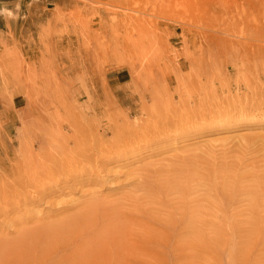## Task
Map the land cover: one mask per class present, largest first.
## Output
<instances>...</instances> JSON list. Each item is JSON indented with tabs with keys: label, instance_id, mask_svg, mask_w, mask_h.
<instances>
[{
	"label": "rangeland",
	"instance_id": "obj_1",
	"mask_svg": "<svg viewBox=\"0 0 264 264\" xmlns=\"http://www.w3.org/2000/svg\"><path fill=\"white\" fill-rule=\"evenodd\" d=\"M0 182L2 264L111 224L158 264H264V0H0Z\"/></svg>",
	"mask_w": 264,
	"mask_h": 264
},
{
	"label": "bare ground",
	"instance_id": "obj_2",
	"mask_svg": "<svg viewBox=\"0 0 264 264\" xmlns=\"http://www.w3.org/2000/svg\"><path fill=\"white\" fill-rule=\"evenodd\" d=\"M84 143V142H83ZM29 147H30V145H29ZM19 150V149H18ZM33 151V150H32ZM113 152H115V151H113ZM119 155V154H118ZM32 156V155H31ZM30 157V156H29ZM36 157V156H35ZM38 157V156H37ZM110 157H111V155H110ZM114 157V156H113ZM43 158V157H42ZM48 158H49V156H48ZM66 158V157H65ZM108 158V157H107ZM85 159V161H86V158H84ZM49 160V159H48ZM22 161V160H21ZM31 161V160H30ZM44 161V160H43ZM25 162V161H24ZM32 162V161H31ZM41 162V161H40ZM48 163V162H47ZM87 164H88V162H86ZM41 164V163H40ZM43 164V163H42ZM73 164V163H72ZM104 164V163H103ZM15 165V164H14ZM23 165V164H22ZM35 165V164H34ZM33 167V166H32ZM41 167V166H40ZM39 167V168H40ZM11 168V167H10ZM39 168H37L38 170H39ZM48 168V167H47ZM70 168V167H69ZM74 168V167H73ZM24 169V168H23ZM31 169H33V168H31ZM31 169L29 170V171H31ZM35 169V168H34ZM42 169V168H41ZM68 169V168H67ZM36 170V169H35ZM37 171V170H36ZM63 172V171H62ZM20 173H22L21 171H20ZM34 174V173H33ZM25 175H26V173H25ZM54 175V174H53ZM66 175V174H65ZM70 177V176H69ZM214 177V176H213ZM22 178H24V177H22ZM26 178V177H25ZM23 180V179H22ZM66 180V179H65ZM141 180V179H140ZM169 180V179H168ZM192 180V179H191ZM26 181V180H25ZM19 182V181H18ZM27 182H28V180H27ZM70 182V181H69ZM174 183L173 184H171L172 183V181H171V185H169V183L168 184H166V185H169L168 187H170V189H171V186H173V187H175V185H177L178 186V183L177 182H175V181H173ZM192 182V181H191ZM206 182V181H205ZM164 183V182H163ZM0 184H3V183H1L0 182ZM16 184H18V183H15V185ZM21 184L22 183H20V185L19 186H21ZM38 184V183H37ZM28 185H29V183H28ZM52 185V184H51ZM204 185V184H203ZM11 186V185H10ZM19 186H18V188H19ZM45 186V185H44ZM147 186V185H146ZM1 187H3V185H1ZM0 187V188H1ZM5 187V186H4ZM11 187H13V186H11ZM26 187V186H25ZM49 187V186H48ZM156 187H158V186H156ZM161 187H163V186H161ZM168 187H167V190H168ZM186 187H188V186H186ZM9 188V187H8ZM36 188V187H35ZM160 188V187H159ZM4 189V188H3ZM6 189H7V186H6ZM14 189V188H13ZM16 189V188H15ZM20 189H21V187H20ZM22 189H23V185H22ZM175 189V192H180V189L178 188V187H176V188H174ZM182 189V188H181ZM186 189H189V188H186ZM17 190V189H16ZM16 190H15V192H16ZM33 190H34V188H33ZM163 190V189H162ZM173 190V189H172ZM0 191H1V189H0ZM3 191V190H2ZM7 191H8V193H9V189H7ZM18 191V190H17ZM153 192L152 190H148V192ZM182 191V190H181ZM15 192H12L11 191V193L13 194V193H15ZM149 192V193H150ZM187 192V191H186ZM186 192H184V193H186ZM4 193H5V191H4ZM7 193V192H6ZM42 193V192H41ZM158 193V192H157ZM169 193V192H168ZM19 194V193H18ZM17 194V195H18ZM154 194V193H153ZM160 194V193H159ZM162 194V193H161ZM165 194V193H164ZM9 195V194H8ZM138 195V194H137ZM167 195V194H166ZM170 195V193L168 194V196ZM175 195V194H174ZM2 196V195H1ZM6 196V195H5ZM159 196V195H158ZM165 196V195H164ZM167 196V197H168ZM8 197V196H7ZM18 197V196H17ZM16 197V198H17ZM151 197V196H150ZM178 197V196H177ZM1 198H3V197H1ZM22 198V197H21ZM169 198V197H168ZM10 199V198H9ZM12 199V198H11ZM137 199V198H136ZM160 199V198H159ZM166 199V198H165ZM7 200V199H6ZM21 200H23V199H21ZM20 200V201H21ZM148 200V199H147ZM151 200V199H150ZM153 200V199H152ZM173 200V199H172ZM2 202H3V200H2ZM165 202V201H164ZM167 202V201H166ZM16 203V202H15ZM181 203V202H180ZM1 204V203H0ZM3 204V203H2ZM12 204H14V203H12ZM119 204V203H118ZM123 204V203H122ZM143 204V203H142ZM158 204V203H157ZM162 204V203H161ZM182 204H184V203H182ZM186 204V203H185ZM5 206H7L6 205V203L4 204ZM17 205V204H16ZM144 205V204H143ZM124 206V205H123ZM137 206V205H136ZM141 206V205H140ZM150 206V205H149ZM149 206H148V208H149ZM168 206V205H167ZM195 206V205H194ZM9 207V206H8ZM143 206H141V208H142ZM150 207H152V206H150ZM2 208H4V207H2ZM14 208V207H13ZM12 208V209H13ZM155 208V207H154ZM191 208H193V207H191ZM19 209V208H18ZM136 209V208H135ZM143 210H144V208H142ZM153 209V208H152ZM151 209V210H152ZM197 209V208H196ZM6 210V209H5ZM5 210H4V212H5ZM138 210V209H137ZM141 210V209H140ZM146 210H147V207H146ZM2 211V210H1ZM134 211V210H133ZM136 211V210H135ZM145 211V210H144ZM148 211V210H147ZM12 212V211H11ZM90 212V211H89ZM151 212V211H150ZM157 212V211H156ZM1 213V212H0ZM3 213V212H2ZM1 213V214H2ZM4 214V213H3ZM147 214V213H146ZM150 214V213H149ZM148 214V215H149ZM152 214V213H151ZM197 214V213H196ZM196 214H195V217H196ZM5 215V214H4ZM117 215V214H116ZM139 215V214H138ZM160 215V214H159ZM169 215V214H168ZM211 215V214H210ZM209 215V216H210ZM144 216V215H143ZM171 216V215H170ZM179 216V215H178ZM191 216H193V215H191ZM79 217V216H78ZM77 217V218H78ZM147 217V216H146ZM146 217H141V215H140V217L139 218H137V217H133L132 215L131 216H129L128 218L126 217V218H124L123 219V221H124V223H121V225H123L122 226V228L124 229V230H126V232L128 233V236H130V232L129 231H131V230H129V229H133L134 228V226H138V229H140L139 227H143V228H147V231H148V228H151L152 227V220H151V216H149L148 218H146ZM183 217V216H182ZM188 217V219H190V216H187ZM194 217V216H193ZM192 217V218H193ZM211 217V216H210ZM171 218V217H170ZM168 219V218H161V219H159V218H157V217H154V216H152V219L155 221V222H160V223H164V225L162 226L161 225V227L159 228V229H157V234L156 233H154V235H153V238L155 237V239H156V241H155V244H151V243H153V241H151L150 239V245L152 246V247H154V248H162V249H164V246H165V244H166V242L169 240V236H168V232H170V230L172 231V229H173V225H171L172 223H174V221H173V218H171V219ZM109 218H107V220H108ZM165 219H167V220H165ZM209 219V218H208ZM106 220V221H107ZM164 220V221H163ZM182 220H183V218H182ZM193 220V222L195 223L196 222V219H192ZM206 220H207V218H206ZM78 221V220H77ZM122 221V222H123ZM154 222V223H155ZM184 222V221H183ZM186 222V221H185ZM205 222V221H204ZM244 222V221H243ZM46 223V222H45ZM66 223V222H65ZM75 223V222H74ZM120 223V222H119ZM176 223V222H175ZM193 223V224H194ZM206 223V222H205ZM69 224V223H68ZM92 224V223H91ZM106 224V223H105ZM107 224H108V222H107ZM179 224V223H178ZM188 224V223H187ZM211 224V223H210ZM79 225V224H78ZM78 225H74V224H70V228L66 231V233L68 234V237H71V236H74L75 237V232H78V235H79V233H81V229L78 227ZM116 225V224H115ZM115 225H113V224H111L110 226H108L109 228L108 229H103V230H100V229H97V230H95V231H93L92 232V235H89L88 236V238H87V240H86V243L85 244H92V245H94V246H87V247H84V248H79L78 247V245L76 246H73V247H75V249H74V251L71 253V251H70V249H68L69 247H67V250L66 249H61L59 252H57L58 254L57 255H60V254H62L61 256H60V260H58L57 261V259H55L57 262H55L54 260L53 261H47V262H49L48 264H91V261L89 260L90 258H93V257H95V256H98V255H100L101 253H105L104 251H106V250H109V248L110 247H112L111 246V244H112V240L117 236V234H116V232H120V231H115V230H113V226H115ZM182 225V224H181ZM198 226H199V224H197ZM241 225V224H240ZM32 226V225H31ZM87 226V225H86ZM118 226V225H117ZM155 226V225H154ZM213 226V225H212ZM33 227V226H32ZM67 227V226H66ZM107 227V226H106ZM176 227H178L177 225H176ZM185 227V226H184ZM218 227V226H217ZM121 228V227H120ZM154 228V227H153ZM206 228V227H205ZM221 228V227H220ZM67 229V228H66ZM115 229V228H114ZM246 229V228H245ZM59 230V229H58ZM57 230V231H58ZM62 230H63V228H62ZM61 230V231H62ZM80 230V231H79ZM86 230V229H85ZM110 230V231H109ZM134 230V229H133ZM143 230V229H142ZM192 238H194V242H197L198 241V239L199 238H201V236H202V234L201 233H199V227H196L195 225L192 227ZM216 230V229H215ZM243 230H244V228H243ZM31 231V233H32V230H30ZM40 231V230H39ZM65 231V230H64ZM144 231V230H143ZM179 231V230H178ZM217 231V230H216ZM223 231V230H222ZM225 231V230H224ZM27 232V231H26ZM41 232V231H40ZM44 231H42L41 233H43ZM48 232V231H47ZM50 232V231H49ZM54 232V231H53ZM63 232V231H62ZM83 232V231H82ZM89 232V231H88ZM91 232V231H90ZM110 232V233H109ZM142 232V231H141ZM149 232V231H148ZM147 232V233H148ZM153 232H154V229H153ZM177 232V231H176ZM208 232V231H207ZM206 232V233H207ZM28 233H30V232H28ZM30 233V234H31ZM57 233V232H56ZM64 233V232H63ZM134 233H135V231H134ZM137 233V232H136ZM144 233V232H143ZM143 233H140V235L141 234H143ZM146 233V232H145ZM152 233V232H151ZM174 233V232H173ZM188 232H186L185 234L186 235H188L187 234ZM203 233V232H202ZM205 233V234H206ZM212 233V232H211ZM223 233V232H222ZM250 233V232H249ZM36 234V233H35ZM40 234V233H39ZM45 234V233H44ZM53 234V233H52ZM83 234V233H82ZM121 234V233H120ZM126 234V233H125ZM139 234V233H138ZM150 234V233H149ZM185 234H180L179 235V239H178V241L179 242H181V240H180V238L182 237H184V235ZM216 234H217V232H216ZM223 234H225V233H223ZM223 234H221V235H223ZM37 235V234H36ZM43 235V234H42ZM41 235V236H42ZM85 235V234H84ZM83 235V236H84ZM124 235V234H123ZM122 235V236H123ZM137 235V234H136ZM147 235V234H146ZM146 235H144V236H146ZM229 235V234H228ZM40 236V235H39ZM40 236V237H41ZM127 236V235H126ZM225 236V235H224ZM231 236V235H230ZM244 236V235H243ZM17 237V236H16ZM37 237V236H36ZM43 237V236H42ZM57 237H59V236H57ZM62 237H64V236H62ZM73 237V238H74ZM80 237L81 236H79V240H81L80 239ZM118 237V236H117ZM132 237V236H131ZM142 237V236H141ZM140 237V238H141ZM146 237H148V236H146ZM150 237V236H149ZM205 237V236H204ZM213 237V236H212ZM47 238V237H46ZM52 238V237H51ZM51 238H49V239H51ZM60 238V237H59ZM65 238V237H64ZM217 238V237H216ZM26 239H28V238H26ZM26 239H24V240H26ZM30 239V238H29ZM44 239H45V237H44ZM54 239V238H53ZM53 239H52V241H53ZM66 239H67V237H66ZM78 239V238H77ZM121 239V238H120ZM134 239V238H133ZM147 238H145L144 240H146ZM173 239V238H172ZM186 239V238H185ZM210 239V238H209ZM208 239V240H209ZM31 241L29 242V243H31L28 247H26L25 249H24V252H23V255H24V253L26 252V255H27V257L24 255L23 257L24 258H26L27 260L28 259H30L31 260V264H42L41 262L43 261V259H44V256H47V254H43V252H42V250H41V248L43 247V249H44V247L45 246H42V247H40V246H38V245H36V243H32V241H33V239H30ZM58 240H60V239H58ZM61 240H62V238H61ZM70 239H68V241H69ZM128 240V239H127ZM139 240V239H138ZM143 240V241H144ZM148 240V241H149ZM175 240V239H174ZM11 241V240H10ZM36 241H38V237H37V240ZM40 241H44L43 239H41ZM40 241H38V242H40ZM51 241V242H52ZM77 241L78 240H76L75 242L77 243ZM123 242H121V244L119 245V247H120V249L122 250L121 252H119L117 249H116V247L114 248V249H116L118 252H117V255H114V264H115V262H116V264H129V263H127L126 262V259H128V258H132V259H134V261L135 262H137L136 264H158V263H156V260H154L153 258H148V257H145V256H147V255H149L148 253L149 252H146V251H144L143 253H142V255H139L138 253L137 254H134V249H132L131 247H128L127 246V244L128 243H125V239L124 240H122ZM133 241H135V240H133ZM142 241V240H141ZM177 241V240H176ZM176 241H174L173 243L174 244H177V243H175ZM188 241V240H187ZM209 241H211V240H209ZM215 241V240H214ZM9 242V241H8ZM27 242V241H26ZM58 242V241H57ZM66 242H67V240H66ZM66 242H64V244L66 243ZM79 242V241H78ZM127 242V241H126ZM138 242V241H137ZM172 242V241H171ZM170 242V243H171ZM178 242V243H179ZM207 242V241H206ZM42 243V242H41ZM44 243V242H43ZM45 243H47V242H45ZM50 243V242H49ZM81 243V242H80ZM113 243H114V241H113ZM117 243V242H116ZM130 243H133V242H130ZM149 243V242H148ZM187 243V242H186ZM185 243V244H186ZM212 243V242H211ZM1 244V243H0ZM20 244V243H19ZM33 244L35 245V247L38 249L37 251H35V249L36 248H34L33 247ZM51 244V243H50ZM49 244V245H50ZM70 244V243H69ZM124 244L126 245V246H124ZM136 244V243H135ZM188 244V243H187ZM208 244H210V243H208ZM213 244V243H212ZM4 245V244H3ZM41 245V244H40ZM132 245H134V244H132ZM140 245V244H139ZM149 245V246H150ZM11 246V245H10ZM23 246V245H22ZM183 246H184V244H183ZM187 246V245H186ZM185 246V247H186ZM197 246V243L196 244H193V243H190L189 242V246H188V248L189 249H191V250H194V249H197V248H195ZM210 246V245H209ZM212 246V245H211ZM3 247V246H2ZM9 247V246H8ZM20 246H18V248H19ZM118 247V246H117ZM143 247V246H142ZM152 247H148L149 249H153ZM180 247H182V244L181 243H179V248ZM6 248V247H5ZM17 248V249H18ZM48 248H50V247H48ZM56 248V247H55ZM72 248V247H71ZM77 248H79V249H77ZM131 248V249H130ZM138 248V247H137ZM166 248V247H165ZM175 248V247H174ZM182 248H184V247H182ZM194 248V249H193ZM203 248V247H202ZM210 247H208V249H209ZM16 249V248H15ZM105 249V250H104ZM112 249H113V247H112ZM113 249V250H114ZM140 249V248H139ZM189 249H187V250H189ZM22 250V249H21ZM20 250V251H21ZM69 250V251H68ZM181 250V249H180ZM20 251H19V253H20ZM41 251V252H40ZM46 251V250H45ZM149 251H151V250H149ZM178 251V250H177ZM183 251V250H182ZM190 251V250H189ZM198 251V250H197ZM18 252V251H17ZM48 252V251H47ZM78 252V255L77 256H73V254H75V253H77ZM114 252H116V251H114ZM181 252V251H180ZM194 252V251H193ZM6 253V252H5ZM140 253V252H139ZM156 253V252H155ZM177 253V252H176ZM186 253V252H185ZM190 253V252H189ZM202 253V252H201ZM17 254V253H16ZM147 254V255H146ZM153 254V253H152ZM7 255V254H6ZM21 255V254H20ZM53 255H55V253H53ZM111 255V254H110ZM155 255V254H154ZM153 255V256H154ZM185 255H187V254H185ZM197 255V254H196ZM2 256H5V255H2ZM8 256V255H7ZM49 256V255H48ZM152 256V257H153ZM183 256V255H182ZM14 258H15V256H13ZM51 257V256H50ZM110 257H112V255L110 256ZM150 257V256H149ZM17 258V257H16ZM195 258V257H194ZM193 258V259H194ZM8 259V258H7ZM49 259V258H48ZM160 259V258H159ZM184 259V258H183ZM197 259H198V257H197ZM1 260V259H0ZM189 260H192V259H189ZM12 261V260H11ZM21 262H22V260H20ZM29 261V260H28ZM160 261V260H159ZM178 261V260H177ZM186 261V260H185ZM193 261V260H192ZM5 262H6V260H5ZM194 262H196V261H194ZM198 262V261H197ZM15 263V262H14ZM17 263V262H16ZM29 263V262H28ZM27 263V264H28ZM43 263H46L45 261L43 262ZM177 263H179V264H181L180 262H177ZM0 264H2V263H0ZM21 264H23V262L21 263ZM176 264V263H175ZM184 264V263H183ZM193 264V263H192ZM195 264V263H194Z\"/></svg>",
	"mask_w": 264,
	"mask_h": 264
}]
</instances>
